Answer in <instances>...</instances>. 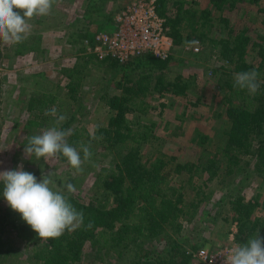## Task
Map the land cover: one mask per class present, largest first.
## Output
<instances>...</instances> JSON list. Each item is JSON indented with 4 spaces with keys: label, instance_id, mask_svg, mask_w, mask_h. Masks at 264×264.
Listing matches in <instances>:
<instances>
[{
    "label": "rangeland",
    "instance_id": "obj_1",
    "mask_svg": "<svg viewBox=\"0 0 264 264\" xmlns=\"http://www.w3.org/2000/svg\"><path fill=\"white\" fill-rule=\"evenodd\" d=\"M258 4H264V0ZM117 5L118 0H55L49 15L34 16L28 21L31 30L22 42L5 44L0 41V172L16 170L22 165L23 170L34 174L38 182L51 172L53 184L50 187L54 191L68 193L66 185L71 183L76 191L68 194L78 200L87 202L93 199L103 207L111 204L110 198L96 185V175L102 167L109 165L108 152H104L106 156L101 154L103 150H100L97 140H88L86 143V146L90 145L92 155L82 165V174H74L75 170L62 155L45 162L43 158L38 160L34 155L26 156L24 149L29 137L40 135L55 125V117L46 115L53 107L56 108L57 115L67 117L64 130H78L79 133L92 135L95 126L103 125L110 115L103 95L107 98L121 93L119 79L123 78V70H134L130 76L132 78H136L137 73L141 72L144 62L140 61L137 66L138 61L134 60L136 57L132 59L134 61L131 65L124 68L98 65L96 59L92 58L83 69L84 75L80 84L73 83L71 87H67V83L71 82L70 70L80 69L76 65L84 63L87 59L83 55L80 31L98 28L102 17L111 15ZM207 5V0L186 4L189 11L183 14L179 24L182 40L174 44L170 56L173 57L174 64L164 72L166 79L172 80L180 75L181 79L188 81L187 96H173L169 93L157 98L150 96L146 99V103L150 105L166 101L168 105L162 114H158V107L156 110H145L130 116H138L142 122L156 123L154 137L141 146L144 155H161L165 160H170L179 147L176 154L178 159L198 163L203 161L200 156L202 153H210L224 142L228 119L224 115L220 86L229 77L234 80L232 64H222L223 60L219 58L217 50L209 48L205 37H199V52L194 53L187 48L190 40L197 37L203 28V19L199 20L192 12ZM256 5L244 2L239 5L238 10L224 9L216 13L215 17L218 15L226 19L227 25L212 21L216 25L209 27L208 36H226L231 28V37L242 31L250 35L252 40L264 39V25L258 23L255 17ZM82 15H89L92 22H86L83 18L85 16ZM114 26L111 19L105 29L110 32ZM262 44L264 45V42ZM248 59L258 60L256 50L248 52ZM75 76L73 73V77ZM258 83L264 81L261 82L258 78ZM69 88L73 89L72 94ZM31 97L49 102L41 112L29 111L27 106ZM197 132L210 136L207 142L209 149L205 150L197 144ZM67 140L73 146L68 137ZM80 154L83 158V152ZM247 158L243 157V161ZM252 163L251 160L244 170L226 174L224 161H221L218 174L212 179L206 181L205 174H199L195 178L198 185H204L205 193H210V198L200 203L194 220L185 225L184 231L198 247L204 245L203 247L213 251L225 245L239 244L233 240L237 226L232 222L233 212L229 201L236 195L249 199L259 193L260 200L264 197V182L253 171ZM173 166L171 161L166 168L168 183L179 187L185 199L189 201L194 197V190L187 182L188 174L174 172ZM2 192L3 183L0 181V240L4 243L0 263L34 264L30 246L17 237L15 231L17 225L27 223L19 213L10 208ZM9 223L13 224V227ZM149 245L152 250L153 245L156 247L152 241ZM132 257L131 251H126L121 258L104 250L97 253L96 249L87 243L82 261L88 264H119Z\"/></svg>",
    "mask_w": 264,
    "mask_h": 264
},
{
    "label": "trees",
    "instance_id": "obj_2",
    "mask_svg": "<svg viewBox=\"0 0 264 264\" xmlns=\"http://www.w3.org/2000/svg\"><path fill=\"white\" fill-rule=\"evenodd\" d=\"M157 1V10L159 15L165 18L168 34L173 38L174 44H178L182 40L179 24L184 17L183 14L189 11L186 4H195L199 0ZM259 1L261 0H207L208 5L193 11L192 15H197L199 20L203 19V28L196 38L205 37L209 48L216 49L221 60L232 64V73L255 69L259 73L258 78L263 82V38H260L262 42L255 41L242 31L231 37V28L226 36H208L209 27L216 25L212 21L227 25L226 19L218 15L215 17L216 13L224 9L238 10L239 5L244 2L257 4L255 17L258 23L264 25V4H258ZM121 4L122 0H118L115 11L108 17H102L101 23L96 24L98 28L94 29H105ZM82 16H85L83 18L86 22H92L89 15ZM81 31V39L92 33L91 30ZM250 50H256L258 60L248 59ZM85 57L87 59L84 63L76 65L80 69L70 70L71 82L67 83V87H71L73 83L80 84L84 75L83 69L89 60L94 58L91 55ZM132 59L124 64L112 59H96L98 65L113 68L116 66L124 68L136 59L137 66L140 61L144 62L136 78L130 77L134 70L122 71L123 78L119 79L122 86L120 94L107 98L103 95L110 115L103 125L95 126L93 132L96 136L102 137L97 140L100 150H103L101 154L106 156L104 152H108L109 156V165L102 167L96 175V185L110 198L111 204L103 207L93 199L87 202L80 201L72 194L62 192L68 196L77 211L84 213L83 225L80 228L71 232L65 231L59 238L44 240L31 227L17 225L16 235L30 246L34 264H88L82 261L87 243L95 248L97 253L103 250L113 252L119 258L126 251L133 253L130 260L121 261L119 264H203L193 256V252L204 245L198 247L184 231L186 223L192 222L197 215L200 203L210 198V193L206 194L204 185H198L195 178L199 174H205L206 181L212 179L218 174L221 161H224L225 173L233 174L244 170L252 160L253 171L264 182V83H259V91L253 96L249 95L247 90L235 87L234 80L227 78L220 86L224 115L228 119V128L224 131L225 139L222 145H218L210 153H202L200 156L203 161L198 163L178 159L176 154L179 147L170 160H165L161 155L152 157L144 155L141 151L142 144L154 137L156 123L142 122L138 116L135 118L130 116L145 110H156L158 107L160 108L158 114H162L168 105L166 101L150 105L146 103V99L153 95L156 98L161 97L167 93L185 97L188 81L181 79L180 75L172 80L164 77L166 69L174 64L173 57L160 60L146 54ZM73 73L76 74L75 77ZM72 91L73 89L69 88V92ZM48 102L42 98L31 97L27 109L41 112ZM66 126L67 123L64 122L60 128L64 129ZM209 137L202 132H197L195 136L197 144L203 146L205 150L209 149L207 144ZM68 138L76 148L86 146L88 140H93L91 134L79 133L78 130L72 131ZM78 151L83 152L82 148ZM243 157L248 158L243 161ZM171 161L174 172L188 174L187 182L194 190V197L189 201L185 199L179 187L168 183L166 168ZM259 197V193L249 199L243 195H236L229 201L233 212L232 222H236L237 226L234 240L239 244L246 243L257 230L259 236L264 237V197L262 200ZM89 222L92 223L90 229L87 228ZM9 225L13 227V224ZM151 241L156 246L153 245V250L149 245ZM3 244L0 240L1 254L4 253Z\"/></svg>",
    "mask_w": 264,
    "mask_h": 264
},
{
    "label": "clouds",
    "instance_id": "obj_3",
    "mask_svg": "<svg viewBox=\"0 0 264 264\" xmlns=\"http://www.w3.org/2000/svg\"><path fill=\"white\" fill-rule=\"evenodd\" d=\"M54 3L55 0H0V41L5 44L22 42L31 30L28 21L34 16L49 15ZM258 76L255 69L235 73L234 86L254 96L260 88ZM46 115L55 117V125L40 135L29 137L24 149L25 155H34L38 160L43 158L45 162L62 155L75 170L74 174H82V165L92 155L90 145L81 146L82 158L80 151L68 143L71 129L59 127L67 117L57 115L55 107ZM91 138L98 140L102 137L92 133ZM50 177L51 172L38 182L34 174L23 170L22 165L16 170L0 172L2 195L7 204L44 240L59 238L65 231H74L83 225L84 220V213L77 211L68 196L50 187L53 184ZM66 188L68 193L76 191L71 183ZM91 227L92 223L89 222L87 228ZM225 264H264V237L259 236V230L246 243L231 248Z\"/></svg>",
    "mask_w": 264,
    "mask_h": 264
},
{
    "label": "built area",
    "instance_id": "obj_4",
    "mask_svg": "<svg viewBox=\"0 0 264 264\" xmlns=\"http://www.w3.org/2000/svg\"><path fill=\"white\" fill-rule=\"evenodd\" d=\"M157 9V0H122L112 17L115 24L112 31L92 29L90 36L82 37L83 55H91L98 60L112 59L119 64L146 54L160 60L168 59L174 40L168 34L165 18L159 15ZM187 48L194 53L199 52L200 39H191ZM233 247L225 245L213 251L200 247L193 252V256L203 264H225L226 255Z\"/></svg>",
    "mask_w": 264,
    "mask_h": 264
}]
</instances>
